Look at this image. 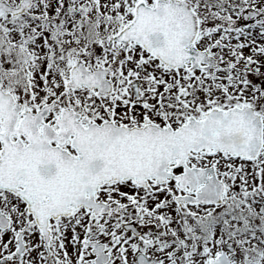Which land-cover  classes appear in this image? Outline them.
Here are the masks:
<instances>
[{"label":"snow or ice","instance_id":"obj_1","mask_svg":"<svg viewBox=\"0 0 264 264\" xmlns=\"http://www.w3.org/2000/svg\"><path fill=\"white\" fill-rule=\"evenodd\" d=\"M0 264H264V0H0Z\"/></svg>","mask_w":264,"mask_h":264}]
</instances>
